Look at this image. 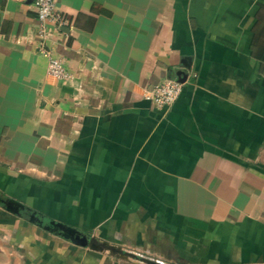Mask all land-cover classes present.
<instances>
[{
    "label": "crops",
    "instance_id": "1",
    "mask_svg": "<svg viewBox=\"0 0 264 264\" xmlns=\"http://www.w3.org/2000/svg\"><path fill=\"white\" fill-rule=\"evenodd\" d=\"M56 2L60 29L0 0V264H116L26 209L160 264H264V0Z\"/></svg>",
    "mask_w": 264,
    "mask_h": 264
},
{
    "label": "built area",
    "instance_id": "2",
    "mask_svg": "<svg viewBox=\"0 0 264 264\" xmlns=\"http://www.w3.org/2000/svg\"><path fill=\"white\" fill-rule=\"evenodd\" d=\"M32 2L42 24L45 25L47 22H51L56 29L66 26L67 21L59 13L56 0H32ZM45 33V28H43L42 34ZM48 73L58 80L68 81L71 78L63 62L56 58L50 59ZM183 88L184 82L168 80L155 85L149 90L146 99L150 100L158 110L165 112L178 101Z\"/></svg>",
    "mask_w": 264,
    "mask_h": 264
},
{
    "label": "water",
    "instance_id": "3",
    "mask_svg": "<svg viewBox=\"0 0 264 264\" xmlns=\"http://www.w3.org/2000/svg\"><path fill=\"white\" fill-rule=\"evenodd\" d=\"M181 82H184L181 80ZM7 209L10 212H13L17 215H20L21 211L25 210L26 208L14 201L5 202ZM29 219L32 223L40 226L41 228L45 229L46 231L53 232L56 235L68 240L69 242L81 246V247H89L93 250H103V246H99L96 241L94 240L93 236L87 232L72 228L68 225H65L63 223H58L55 221L45 222L40 216H38L36 213H31L29 215ZM106 247H108L107 244H105ZM112 252L114 255L117 254L118 251H121V248H114L111 247ZM147 264H160L157 262H153L151 260L146 261Z\"/></svg>",
    "mask_w": 264,
    "mask_h": 264
},
{
    "label": "rangeland",
    "instance_id": "4",
    "mask_svg": "<svg viewBox=\"0 0 264 264\" xmlns=\"http://www.w3.org/2000/svg\"><path fill=\"white\" fill-rule=\"evenodd\" d=\"M111 247L116 248L115 246H103L104 252L102 254H104L110 260H113L116 264H147L146 261L148 259H146V257H143L142 255H138L136 253L134 254V252H131L128 249L121 248V251H118L116 255H113ZM89 253L95 254V252L91 250H89Z\"/></svg>",
    "mask_w": 264,
    "mask_h": 264
},
{
    "label": "trees",
    "instance_id": "5",
    "mask_svg": "<svg viewBox=\"0 0 264 264\" xmlns=\"http://www.w3.org/2000/svg\"><path fill=\"white\" fill-rule=\"evenodd\" d=\"M24 213H25V215H26L27 217H29V215H30L31 213H33V212H31V211H29V210L26 209V211H25Z\"/></svg>",
    "mask_w": 264,
    "mask_h": 264
}]
</instances>
